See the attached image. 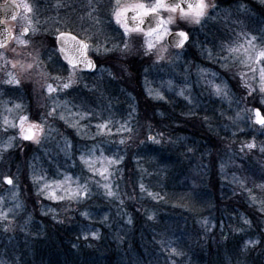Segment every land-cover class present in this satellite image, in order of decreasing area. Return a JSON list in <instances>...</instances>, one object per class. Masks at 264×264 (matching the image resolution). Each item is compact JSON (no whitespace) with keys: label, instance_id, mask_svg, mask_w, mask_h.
<instances>
[{"label":"rangeland","instance_id":"rangeland-1","mask_svg":"<svg viewBox=\"0 0 264 264\" xmlns=\"http://www.w3.org/2000/svg\"><path fill=\"white\" fill-rule=\"evenodd\" d=\"M12 1L19 5L20 13L15 21L9 23L13 30V38L7 47L1 49L0 52H3L9 60L33 63L35 67L29 72H23L19 65L16 69H12L9 64L6 66V70L18 74L23 83L16 87L0 82V157L9 151L17 152L20 155L18 165L7 164L6 168L0 167V170L5 169L12 174L9 177L14 179V192L16 194L14 198L13 191H10L12 186H6L4 184L5 176H0V213L7 214V220L0 217L1 240L4 235H10L13 231L26 228L28 220L21 218L23 211L26 212L24 205L27 203L26 200L33 202L43 215L51 208L52 204H57L61 208L69 203L77 204L85 199L46 198L44 194H39L44 181L55 185L57 182H64L65 177H68L66 187L75 188L79 183L80 185L87 184L89 188L91 179H98L101 185L112 184L111 179L115 169L120 167L122 168L120 169L121 172L123 169L126 172L123 162H125L128 154L144 146L146 141L152 143L147 140L148 135L162 131V126L159 123L158 126L153 125L152 127L147 126L145 122L140 124L143 112L139 108L144 98L151 105L152 117H149L151 121H153V117L157 121L161 117L176 119V115L181 117L179 119L201 118L202 124H191V127L194 130L199 129L203 138L202 142L205 139L203 143L209 144L206 148L207 152L204 151L206 163L208 159L212 166L214 164L216 167L218 166V170L222 173L219 175L224 177L223 180L228 185L243 181L245 186V181L241 177L239 178V175L232 169L235 167L240 169L242 166L240 162L250 160L255 167L264 171V154L258 150H255L254 153L253 151L248 152L247 149H245L246 155L244 157L240 154V148L245 142L254 140L258 147L264 142V130L256 127L253 119H249L251 113L245 111V109H252V107L264 110V104L261 103V100L264 99V93L259 91V71L257 70L253 74L249 69L243 68L239 64H233L231 58L228 61L224 60L223 57L227 56L228 53L221 48V45L231 44L237 39L243 43L245 37L242 33H248L247 30H244L245 28H241V31L235 35L232 34L228 40L220 37L213 41L214 44H205L203 42L206 40L204 29L209 22L210 25L212 23V20L209 21L211 7L208 9V15L201 20L200 24L181 20L179 13H172L171 15L176 17V23L165 26L171 32L184 30L189 33L191 39L183 50L171 49L164 39L161 43L168 47L167 59L157 61L155 54H143L145 40L143 33L125 34L124 28L117 23L113 15L104 19L105 21H95L97 17H92L93 12H99L95 8L103 0H78L85 8L79 9V16L87 15L86 19L75 17L76 19L73 20H68L70 16L56 19L52 14L55 15L61 9L72 11L76 0ZM256 1L260 3V0ZM136 2L150 5L154 0H120V5H130ZM210 2L213 3V0ZM24 3L32 7V12L24 9ZM105 4L108 5L105 7L108 9L109 7H117L116 0H104ZM68 7H71V10ZM242 10L243 8L239 9L238 15H242ZM72 13L74 16V11ZM160 15L166 21L170 13L161 10ZM214 25L215 23H212L211 26ZM23 28L29 29L28 34L22 37L30 41L27 47L18 43V39L21 38L19 31ZM32 28L36 29L35 35H32ZM59 32L74 33L75 36L86 41L89 44V57L94 60L96 69L91 75L77 72V82L71 88L53 93L54 99L60 104L59 107H56L53 98H49L46 89L41 87L44 81L41 72H47L49 82L55 85L57 82L51 80V77L60 76L64 78L72 71V69L66 68V70L54 74L48 70V66L52 67V64L56 63L55 59L58 58L54 41ZM251 36L249 34L248 38ZM260 36L261 34L257 37ZM125 43L130 45V51H124ZM256 43L259 44L260 41L257 40ZM159 46L157 45V47ZM209 49L213 53L212 56L208 54L207 50ZM176 53L179 55L177 56ZM128 58H137L134 64L135 66L138 64L142 77L141 93L135 90L132 77L127 80L124 78V82L127 83H120L119 74H122L120 64L122 66V63L128 62ZM2 63L3 61H0V64ZM225 63L230 65L228 70L223 67ZM254 67L258 69L260 65H254ZM109 72L112 75H109ZM240 72L247 73L244 81L238 75ZM5 79H7L5 70L0 68V81ZM169 80L173 82L171 88L167 84ZM113 81H117V83ZM105 82L115 83L114 88L121 95L117 105L124 108L125 113H120L117 119H111V116L103 114L102 108H105L112 101L104 92L107 88L112 91V86L103 88ZM245 82L251 89H254L251 94H249V88L244 87ZM213 84L226 85L229 98L215 95L212 88ZM149 88L159 90L164 99H154L153 96L149 95ZM8 89H18L21 95L18 93V96H15L11 93V96H8ZM181 89L189 97L188 100L184 96L178 95ZM28 93L30 102L25 98ZM87 95L89 97L94 95V97H90L92 100H85L84 97ZM94 100L96 105L90 104ZM16 104L21 105V107L15 108ZM54 107L55 111L53 112ZM8 109H12V111L9 112ZM49 112L52 114L49 115ZM166 112L169 116L160 115V113L165 114ZM198 112L200 113L198 114ZM82 113L84 118H81L80 114ZM237 114H239V118H237ZM61 115L64 116V119L60 118ZM22 116L28 117L25 126L27 123L43 125L44 132L40 136L39 144L32 141L22 142L20 139V117ZM138 116H140L139 120ZM6 120L13 122L15 126L6 124ZM101 123H108V132L97 128V125ZM122 124L132 128L133 132L122 131ZM200 125L201 128L197 127ZM199 130L196 133H199ZM129 136H131L130 143ZM10 137L13 138L11 141H9ZM121 138L126 140L125 144L119 143ZM141 141L143 142L141 143ZM220 142L224 145L222 146L224 152H213L210 147L214 146L218 149L221 146ZM9 143L10 146H7ZM130 144L137 147L132 148ZM153 145L157 146L158 144ZM122 153L126 154L125 158ZM81 157L94 161L93 167L95 169L106 165L107 161L104 158L107 160L122 158V160L109 167L110 175L105 180L96 171L90 170ZM221 165L224 166L223 171H221ZM34 174L44 178L40 184L33 183L32 176ZM234 176L238 180H234ZM217 184H219L218 180ZM56 195L58 197L64 196L65 193L57 189ZM249 202L253 201L250 199ZM18 204L19 207H17ZM254 205L258 206L264 213V204L256 199ZM5 228L8 231H5Z\"/></svg>","mask_w":264,"mask_h":264},{"label":"trees","instance_id":"trees-1","mask_svg":"<svg viewBox=\"0 0 264 264\" xmlns=\"http://www.w3.org/2000/svg\"><path fill=\"white\" fill-rule=\"evenodd\" d=\"M213 4L216 7L212 8L209 21L215 25L209 22L204 29L205 44H214L220 37L228 40L241 28L256 36L264 32L261 2L213 0ZM240 8L242 15H238ZM64 10L50 14L56 19H76L74 9ZM57 59L52 67L48 66L54 74L66 70ZM136 59L130 58L125 64L121 61L119 79L124 84V78L132 77L135 90L141 93L142 77L138 64H134ZM107 86H112V91L104 90L112 101L101 108L104 115L117 119L125 113L117 105L121 95L114 88L115 83H103V88ZM7 93L18 96L19 92L8 89ZM90 97L88 100H92ZM25 98L30 102L29 93ZM142 103L139 109L143 115L138 120L149 127L159 123L162 131L152 136L162 133L161 143L156 146L146 141L126 158L122 153L126 172L119 167L111 179L118 198L107 196L99 180L91 179L87 198L61 208L52 204L43 215L33 202L26 200V212L21 218H27L28 224L0 239V264H264V213L249 202V189L258 202L264 201V191L256 187L264 183V171L250 160L240 162V169H232L245 181V186L228 185L219 175L222 173L218 166H212L208 159L206 163L204 151L209 144L203 143L205 139L202 142L199 129L196 133L191 127L202 124L201 118L179 119L176 115L178 119L161 117L157 121L153 117V122L149 118L151 105L145 98ZM164 115L169 116L167 112ZM222 146L221 143L218 149L210 148L224 152ZM240 154L244 157L246 152ZM0 159V167L6 168L7 164L18 165L20 155L9 151ZM2 175L12 174L4 169L0 170ZM141 184L145 191H141ZM149 192L158 193L161 198L153 199ZM173 248L180 254L172 255Z\"/></svg>","mask_w":264,"mask_h":264},{"label":"snow or ice","instance_id":"snow-or-ice-1","mask_svg":"<svg viewBox=\"0 0 264 264\" xmlns=\"http://www.w3.org/2000/svg\"><path fill=\"white\" fill-rule=\"evenodd\" d=\"M117 7L113 9V16L115 17L118 24H121V26L125 30V34H131L133 32L135 33H143L145 40H144V55H152L155 54L157 61H163L167 59V53H168V47L163 45L161 42L169 35H172L170 29L166 27L165 25H170L176 23V17L171 15L172 13H179V18L181 20H188L191 23L200 24L201 20L205 18L208 15V9L215 8L216 5L211 3L210 0H172L171 3H168L167 0H154V2L150 5H146L142 2H136L130 5H120V0H116ZM186 4V7L183 5ZM23 7L26 11L32 12V7H30L27 3L23 4ZM10 10L6 9V11ZM161 10H165L170 15L168 16L167 20H163V18L160 17ZM132 11L135 13V15L132 17L133 20H138L139 22L134 27H128L126 21H122V17L125 15L126 12ZM18 13H16L14 10L12 11V19L15 20L17 18ZM152 15L153 19H157L156 27L149 28L147 32L144 31V29L141 27L143 24V17ZM8 32V35L11 36V30H6ZM29 29L24 28L21 32V38L18 39V43L22 44L24 46H28L30 41L23 39L22 37L25 36L28 33ZM32 35H35L36 29H31ZM242 35L245 37L244 42L241 43L239 39L234 41L231 44L228 45H221V48L225 50L228 55L224 56L223 59L228 61L229 58H231L233 64H239L243 68L249 69L253 74L259 71V78H260V88L259 91L261 93H264V32H262V35L260 37H257L256 35H252L251 38H248L249 34L247 32L242 33ZM57 39L61 42V48L60 51L65 54V59L67 60V63L70 65L72 71L69 73L67 77H60L55 76L51 77V80L56 81L57 83L54 85L53 83L49 82V76L47 72H41L42 77H44V81L41 85L43 89H46L49 98H53L54 104L56 107H59V101L55 100L53 97V93H56L58 90H67L71 88L76 82V75L77 70L79 68V65L81 63L85 64L86 67L89 70H92L94 68L93 62L87 58V50L89 48V44L86 41L78 40L76 36L71 35L70 33L66 32H59ZM190 35L188 32L184 30H178L174 34V39L171 41V46L178 49H183L185 44L189 41ZM259 40L260 43L257 44L256 41ZM67 43L73 44V50L75 52H78L81 56V59H77L73 55H69V49H67L64 45ZM157 45H160L157 47ZM7 47L6 43L2 40H0V49H5ZM114 47H116L114 45ZM99 51V49H97ZM124 51H130V45L128 43L124 44ZM209 56H212L213 53L209 49L207 50ZM178 56L179 53H176ZM35 59V58H34ZM0 61H3L2 64H0V68H3L5 70V74L7 76V79L0 81L2 83L13 85L16 87L21 86L23 83L22 79L18 74L12 71H7L6 66L11 65L12 69H16L19 65L21 71L23 72H29L32 70L35 65L33 63H21L20 61H14L9 60L3 52H0ZM254 65H260V67L257 69V67H254ZM225 70H228L230 65L228 63H225L223 65ZM109 75H112L111 72H109ZM240 75L241 80L244 81V77L247 75V73L240 72L238 73ZM211 83V82H210ZM168 87L171 88L173 86V82L171 80L167 81ZM87 87V85H86ZM245 88H249V94H251V91L254 89H251L250 86L247 84V82L244 83ZM214 94L217 96H220L222 98H229V91L227 89L226 85L222 84H213L212 85ZM149 95L153 96L154 99L157 100H163L164 96L161 94L159 90H154L149 88L148 89ZM180 96H184L186 100L189 99L188 96L185 95V92L183 89H181L178 93ZM229 102L231 103V100L229 99ZM262 104H264V100L261 101ZM21 105L16 104L15 108L19 109ZM9 112L12 111V109H8ZM52 111H55V107L52 109ZM246 112L251 113L249 116V119H253V123L260 126L262 130H264V110L261 109H245ZM52 113L49 112V115ZM81 118H84V114H80ZM161 116H163V113H160ZM61 119H64V116L61 115ZM237 118H239V114H237ZM28 117L22 116L20 117V135L21 138L24 140H30L34 143L39 144L40 143V136L44 132V127L42 124H35V123H27ZM6 124H9L11 126H15L13 122L11 121H5ZM110 123V121H109ZM75 126V125H73ZM98 129H104L106 132H108V123H101L97 125ZM121 130L125 131L127 133H132L133 129L128 127L126 124L121 125ZM110 134V132H109ZM162 133H158L157 136L148 135L147 140L151 141L153 144H160L161 139H159V136H162ZM13 139L12 137L9 138V141ZM129 139H131V136H129ZM143 141H141L142 143ZM120 144H125L126 140L121 138L119 141ZM10 146V143L9 145ZM245 149L248 150V152H252L253 150H258L261 154H264V142H262L259 147L257 146L256 142L253 140L251 142H245L243 146L240 148V151L243 152ZM189 151H192V149H189ZM81 159L84 161L85 164H87L90 168V170L96 171L103 179L107 180L109 173V167L113 164H118L122 158L113 159V160H107V158H104L107 163L105 166L95 169L93 167L94 161L86 160L84 157H81ZM224 170V166L221 165V171ZM5 182L12 186L10 191H13V196L15 198V184L14 179L5 175L4 177ZM44 178L41 175L34 174L32 176L33 183L40 184L41 181ZM68 177H65L64 182H57L55 185H52L48 183L47 181H44L43 184L40 187V193L44 194L46 198L49 199H69V200H80L82 198H87L89 195V188L87 184L80 185L77 183L75 188L72 187H66L68 183ZM234 180L237 178L234 176ZM264 179V177H262ZM241 187H244L243 181H238ZM102 187L105 189V194L109 197L118 198V195L116 192L112 190V186L110 183H105L102 185ZM256 187H258L261 191H264V183L257 184ZM62 190L65 195L64 196H57L56 190ZM141 191H145L146 187L145 185H140ZM250 199L255 203L257 197L255 195H252L251 189H249ZM149 196H151L153 199L161 198L159 197L158 193H148ZM123 203V201H121ZM262 204H264V201H262ZM20 205L18 204L17 207ZM11 211V210H10ZM82 215L87 216V212H82ZM0 217L7 220V214L6 213H0ZM149 219H152V217H149ZM129 223H131V220L129 219ZM245 223H248L247 220H245ZM5 231H8L7 228L4 229ZM172 255H179L180 253L175 249H171Z\"/></svg>","mask_w":264,"mask_h":264},{"label":"water","instance_id":"water-1","mask_svg":"<svg viewBox=\"0 0 264 264\" xmlns=\"http://www.w3.org/2000/svg\"><path fill=\"white\" fill-rule=\"evenodd\" d=\"M168 3H171L172 2V0H168L167 1ZM177 2H179V0H177ZM184 7H186V4H184L183 5ZM10 8V10H8V11H6V9H9ZM15 11L16 13H18L19 14V11H20V9H19V6H18V4H16L15 2H13V1H11V0H8V1H6V2H4L3 4H0V40H2V41H4L5 43H6V45H8L9 43H10V41L12 40V38H13V31L11 30V36H9L8 35V32L6 31V30H8L9 29V27L6 25L7 23H9V22H12V21H14L13 19H12V11ZM132 14L133 13H129V18H130V16H132ZM18 16V15H17ZM157 19H159V18H157ZM157 19H153V16L152 15H149V16H147L146 18H145V20H144V23L141 25V27L144 29V31H148V29L149 28H154V27H156V24H157ZM129 23L131 24V27H134L136 24H133L132 25V20L130 19L129 20ZM130 27V28H131ZM23 30V29H22ZM22 30L20 31V35H21V32H22ZM28 34V33H27ZM26 34V35H27ZM174 34H175V32L174 33H172V35H169V36H167V39H166V41H167V43H168V45L170 46V47H172L171 46V41L174 39ZM25 35V36H26ZM72 35V34H71ZM78 39V38H77ZM79 40V39H78ZM56 47H57V50H58V54H59V58L61 59V61L63 62V63H65L66 65H68V66H70L68 63H67V60L65 59V54L64 53H62L61 51H60V48H61V42L57 39V37H56ZM187 44V43H186ZM185 44V45H186ZM67 49H69V55H73V56H75L77 59H81V56H80V54L78 53V52H75L74 50H73V44H71V43H67V44H65L64 45ZM173 49H178V48H174V47H172ZM87 58H88V56H87ZM88 59H90V58H88ZM91 60V59H90ZM92 62H93V60H91ZM93 64H94V62H93ZM78 70L79 71H81V72H89V73H93L94 72V70H95V64H94V68L92 69V70H89L87 67H86V65L85 64H83V63H81L80 65H79V68H78ZM255 126H257V127H260L259 125H257V124H255ZM27 127V126H26ZM20 137H21V135H20ZM22 139V138H21ZM24 142H28V141H30V140H24V139H22ZM4 184L6 185V186H9L6 182H5V180H4Z\"/></svg>","mask_w":264,"mask_h":264},{"label":"bare ground","instance_id":"bare-ground-1","mask_svg":"<svg viewBox=\"0 0 264 264\" xmlns=\"http://www.w3.org/2000/svg\"><path fill=\"white\" fill-rule=\"evenodd\" d=\"M7 0H4V1H1L0 2V4H3L4 2H6ZM74 2V1H73ZM72 2V3H73ZM74 13H75V15H76V17H77V19H86V15H84V16H79V13H78V11H79V9L80 8H83V9H85L84 8V6L81 4V2L80 1H78V0H76V2L74 3ZM78 8H77V7ZM108 5H104V0L101 2V4L98 6V7H96L95 9H97L99 12H93V15H92V17H97V18H95V21L96 22H99V21H103L104 19H106V18H109V16L111 15H113L112 14V12H113V9H114V7L112 8H110L109 7V9L108 8H105V7H107ZM129 13V11L127 12V14ZM79 16V17H78ZM18 17V16H17ZM105 21V20H104ZM58 34L59 33H57L56 34V36L55 37H57L58 36ZM83 74H86V73H83ZM90 73H88V75H89ZM91 75V74H90ZM84 99L85 100H88L89 99V96L87 95V96H85L84 97Z\"/></svg>","mask_w":264,"mask_h":264},{"label":"flooded vegetation","instance_id":"flooded-vegetation-1","mask_svg":"<svg viewBox=\"0 0 264 264\" xmlns=\"http://www.w3.org/2000/svg\"><path fill=\"white\" fill-rule=\"evenodd\" d=\"M122 21H126V23H127V25H128V20H127V12L125 13V15L122 17ZM136 21V23H138L139 21L138 20H135ZM80 39V38H79ZM82 40V39H81ZM88 50H89V48H88ZM87 50V51H88ZM89 53V52H88Z\"/></svg>","mask_w":264,"mask_h":264},{"label":"clouds","instance_id":"clouds-1","mask_svg":"<svg viewBox=\"0 0 264 264\" xmlns=\"http://www.w3.org/2000/svg\"><path fill=\"white\" fill-rule=\"evenodd\" d=\"M260 2H261L262 4H264V0H260ZM262 100H264V99H262ZM262 100H261V101H262ZM257 242H258V241H257Z\"/></svg>","mask_w":264,"mask_h":264}]
</instances>
